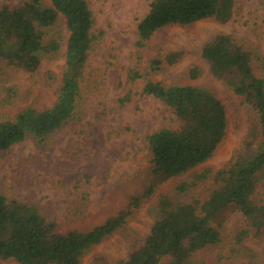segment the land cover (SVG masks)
<instances>
[{
	"label": "rangeland",
	"instance_id": "obj_1",
	"mask_svg": "<svg viewBox=\"0 0 264 264\" xmlns=\"http://www.w3.org/2000/svg\"><path fill=\"white\" fill-rule=\"evenodd\" d=\"M22 0H0L14 6ZM92 12L94 39L88 50L79 85V97L72 117L43 141L26 138L0 152V192L7 199L33 205L59 232H85L112 218L130 196L155 183L151 198L111 236L95 245L80 264H113L125 259L140 244L154 220L159 193L187 203L201 202L212 178L177 193L176 187L190 182V174L160 182L151 173V156L145 137L162 127L178 128L180 122L167 106L142 95L147 80L166 85L193 84L219 98L226 112L224 139L203 167L214 173L240 150L255 122L253 111L242 105L226 84L213 77L200 56L202 46L217 33L230 34L254 56V74L264 78V0H234L233 14L226 23L203 20L188 25H168L157 30L138 48L136 25L152 0H86ZM67 37L62 18L47 30L46 38H58L60 52ZM182 50L178 63L148 73L149 61L158 54ZM60 52L43 56L34 73H26L0 61V120L12 119L21 109L50 107L59 86L63 60ZM199 69L195 80L190 67ZM138 69L143 77L127 79ZM128 100H123L124 96ZM254 198L264 203L259 186ZM221 241L200 251L193 264H264V240L250 238L237 245L234 236L246 228L234 209L223 213ZM245 248L261 254V260L247 257ZM0 264H18L0 260Z\"/></svg>",
	"mask_w": 264,
	"mask_h": 264
},
{
	"label": "trees",
	"instance_id": "obj_2",
	"mask_svg": "<svg viewBox=\"0 0 264 264\" xmlns=\"http://www.w3.org/2000/svg\"><path fill=\"white\" fill-rule=\"evenodd\" d=\"M233 5L234 0H152L136 25L135 44L144 47L157 30L168 25L203 20L226 23L232 17ZM60 18L67 31L61 52L58 38H46L47 30ZM92 26V12L86 0H22L14 6H0V61L34 73L43 56L60 52L63 60L56 98L50 107L28 106L12 119L0 120V152L26 138L43 141L72 117L94 39ZM186 54L182 50L158 54L149 61L147 72L170 67ZM200 56L211 75L223 81L241 104L253 111V127L224 167L214 173L209 167L199 170L224 139V105L213 93L197 85L147 80L142 95L163 102L180 122L178 128L162 127L145 137L153 177L164 182L190 174V182L179 184L177 193L209 177L213 185L201 202H182L159 193L148 233L125 259L113 264H193L196 254L220 243L223 213L227 209L238 211L246 222V228L234 236L237 245L248 238L264 240V203L254 198L259 186L264 190V78L254 74L252 53L230 34L217 33L202 46ZM199 73L198 67L192 66L188 78L195 80ZM142 77L138 69L127 73L131 83ZM123 100H128V96ZM155 188L153 183L130 196L115 216L85 232H59L55 222L46 221L36 207L9 200L0 192V260L18 264H80L92 247L126 224L151 198ZM245 251L249 259L261 260V254L249 248ZM100 260L95 258V264H101Z\"/></svg>",
	"mask_w": 264,
	"mask_h": 264
}]
</instances>
